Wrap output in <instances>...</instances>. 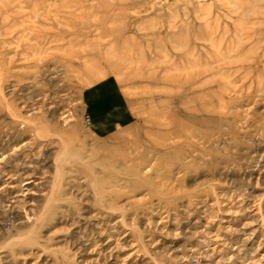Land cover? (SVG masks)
I'll return each mask as SVG.
<instances>
[{"label":"rangeland","instance_id":"1","mask_svg":"<svg viewBox=\"0 0 264 264\" xmlns=\"http://www.w3.org/2000/svg\"><path fill=\"white\" fill-rule=\"evenodd\" d=\"M0 264H264V0H0Z\"/></svg>","mask_w":264,"mask_h":264}]
</instances>
